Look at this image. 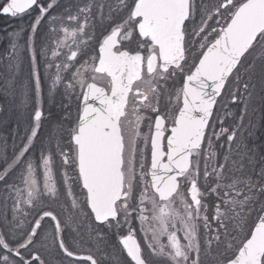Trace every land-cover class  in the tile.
Masks as SVG:
<instances>
[{
  "label": "snow or ice",
  "instance_id": "snow-or-ice-1",
  "mask_svg": "<svg viewBox=\"0 0 264 264\" xmlns=\"http://www.w3.org/2000/svg\"><path fill=\"white\" fill-rule=\"evenodd\" d=\"M0 16V264H264V0Z\"/></svg>",
  "mask_w": 264,
  "mask_h": 264
},
{
  "label": "flooded vegetation",
  "instance_id": "flooded-vegetation-1",
  "mask_svg": "<svg viewBox=\"0 0 264 264\" xmlns=\"http://www.w3.org/2000/svg\"><path fill=\"white\" fill-rule=\"evenodd\" d=\"M28 22V18L25 17L23 21L12 19L6 16H0V30H3L5 28L11 29L19 24H26ZM3 97H0V103H3ZM4 120H7V123H3ZM16 127L15 122V115H13L11 118L8 117L7 108H5V111L0 112V137H6L8 139L9 145L12 143V130ZM47 129V125H45V130ZM23 134V127H21L17 131V142H19L18 138L20 135ZM57 179H60L59 174L57 175Z\"/></svg>",
  "mask_w": 264,
  "mask_h": 264
}]
</instances>
